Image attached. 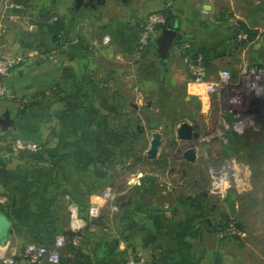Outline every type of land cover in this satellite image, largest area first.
Returning <instances> with one entry per match:
<instances>
[{"label":"crops","instance_id":"0c3cea01","mask_svg":"<svg viewBox=\"0 0 264 264\" xmlns=\"http://www.w3.org/2000/svg\"><path fill=\"white\" fill-rule=\"evenodd\" d=\"M27 2L26 21L11 26L0 43V54L27 55L4 79L8 92L0 98V194L8 199L0 208V256L15 254L16 264H29L20 257L26 243L50 245L59 234L68 237L70 204L87 219V207L100 201L102 188L117 183L113 164L124 158L121 151L134 149L136 128L140 133L135 102L187 87L189 74L172 32L160 29L153 51L138 54L140 25L149 12L169 7L171 31L207 48V79L225 69L236 80L242 67L264 74V0H106L79 12L63 38L38 23L45 13L49 21H69L74 0ZM223 13L230 17L224 20ZM230 18L243 23L251 38L236 40ZM104 35L108 43L102 41ZM260 87L244 93L253 94L249 111L264 118V79ZM216 100L207 103L208 113L217 114ZM130 131L132 140L125 135ZM251 133L247 137L254 145ZM262 133L259 145L264 147ZM15 139L31 140L40 148L11 152ZM256 164L263 168L264 158ZM126 175L130 187L129 180L135 184L140 173ZM199 194L193 189L165 203V193L139 202L129 192L127 201L87 220L76 251L67 242L58 264H122L130 256L141 264H256L242 252L244 245L235 244L239 241L214 231L216 211ZM227 207L232 216L238 213L233 202Z\"/></svg>","mask_w":264,"mask_h":264},{"label":"rangeland","instance_id":"374dc122","mask_svg":"<svg viewBox=\"0 0 264 264\" xmlns=\"http://www.w3.org/2000/svg\"><path fill=\"white\" fill-rule=\"evenodd\" d=\"M6 35L7 33L0 39V43L5 40ZM257 70L259 69L257 68ZM181 86L177 90L165 91L161 95H153L150 98L135 102L140 108L135 114V121L140 129V137L131 154L119 158L113 164L115 165L113 178L119 176V179H115L117 183H114L119 191L115 203L119 200L127 201L128 197L125 195H128L129 192L133 197H139L142 201L149 195L157 196L165 193L161 199L165 200L166 203L172 201L173 197L177 198L180 193H192V190L196 189L200 193L198 196L202 198L204 194L206 195L209 182L208 167L210 165L217 166L224 157L235 155L243 159L250 168L249 188L241 192L233 187L222 200L208 195H206L207 198H203L206 200V205L211 206L216 211V215L225 212L230 215L232 220L241 224V241L235 244L237 246L244 245L242 252L247 253L253 262L264 264V167L258 168L256 164L257 158H264V147L260 146L261 133H264V129H262L264 128V119L263 121L260 119L263 127L257 133L253 134L246 129L243 135L239 136L240 139L239 134L232 129V119L225 117L228 130L220 136L225 138V142L217 136L210 138L214 128H218L216 114L213 113L211 116L207 112L206 100L194 94L191 85L187 84V87L185 85L184 88ZM179 93L180 95H178ZM251 94L249 92L245 96L246 99L245 97L240 98L241 103L238 107L240 110L242 109V112L249 111L254 106V104L250 105L253 95ZM183 95L187 99H182ZM222 107V105H216L217 110ZM125 109H130L132 112V106L129 104L125 105ZM206 118H210L208 122H206ZM181 121H190L196 124L195 131L199 134V138L188 141V143L178 141L175 146L171 143V138L174 137L175 128ZM153 131H158L161 134V144L157 156L150 159L146 157L145 151ZM250 133L254 145L250 144L251 140L247 137ZM243 141L244 146L241 144ZM257 144L258 147H256ZM189 145L194 146L197 151V158L193 163L183 162L177 151ZM116 172L118 175L115 174ZM128 172L140 173L138 182L131 183L132 186L130 187L125 184L126 180L124 179L127 178ZM150 176L154 178L152 184L146 180ZM229 201L237 205L238 213L234 216L228 211ZM255 252L262 255V262L255 260Z\"/></svg>","mask_w":264,"mask_h":264},{"label":"built area","instance_id":"2783aa9c","mask_svg":"<svg viewBox=\"0 0 264 264\" xmlns=\"http://www.w3.org/2000/svg\"><path fill=\"white\" fill-rule=\"evenodd\" d=\"M209 1V0H205ZM27 0H0V39L7 33L11 26L17 25L26 21L28 15ZM234 38L238 41H247L248 35L242 30L237 33V21L230 18ZM166 22L165 16L158 11L149 12L142 24L140 25V35L137 42V52L141 57L148 54L154 49L157 36L158 26L164 25ZM164 28V27H163ZM162 29V28H161ZM110 40L108 35H104L102 41L108 43ZM190 38L187 36L179 37L180 42L177 46L178 52L181 53L189 46ZM27 57L24 52L0 54V98L6 96L8 88L4 83V79L13 71L14 67L22 63ZM51 57V56H50ZM189 74L188 84L192 86L193 93L198 97L204 98L206 102H214L213 98H217L216 102L222 108L218 109L216 114L218 128L212 133L210 138L217 136L225 142V138L220 137L221 134L228 130L225 117L232 119V129L237 134H243L244 130L251 128L253 131H258L262 127L261 118L263 113L256 111L240 110L241 97H245L244 92L261 91L260 84L263 77V72L251 67H242L238 79H233L228 70H220L215 79H207V69L202 62L201 57L192 60L188 56H181ZM238 92V93H237ZM241 93V94H240ZM226 94V96H224ZM229 94V96H227ZM259 105L260 102H254ZM260 106V105H259ZM263 112V111H262ZM212 116L213 113L211 112ZM210 119V118H209ZM261 119V120H260ZM221 127V129H219ZM217 129V130H216ZM219 129V130H218ZM222 131V132H221ZM224 135V134H223ZM40 148V145L31 140L15 139L9 149L11 152H35ZM208 187L206 195L224 199L231 188L237 191L244 192L249 188L251 179V171L248 164L241 158L235 155L224 157L222 162L217 166L208 167ZM129 183H133L130 179ZM119 191L113 184H106L100 193V201L91 203L87 207V219L78 215L75 205H69V229L71 237L59 234L55 237L50 245H43L35 242L26 243L20 252V257L29 264H41L47 262L57 264L61 258V251L67 242L74 246L79 244V239L83 234L87 220L91 221L98 219L103 214V211L112 206L118 199ZM7 196L0 194V208L7 204ZM221 235H241V230L237 229L234 221H230L226 230ZM4 244L0 241V251L3 250ZM142 260L129 257L125 264H141ZM0 264H16L15 254H6L0 256Z\"/></svg>","mask_w":264,"mask_h":264},{"label":"trees","instance_id":"16d2710c","mask_svg":"<svg viewBox=\"0 0 264 264\" xmlns=\"http://www.w3.org/2000/svg\"><path fill=\"white\" fill-rule=\"evenodd\" d=\"M156 11L162 13L166 19L165 24L162 26H158L157 30H160L163 27H167V28L172 30V28H173V14H172L170 8L164 7L163 9L156 10ZM228 17H230V15L226 14V13H223L221 15V18H224V20H227ZM49 18H50L49 14H47V13L43 14L41 17V21L38 23V25H39V27L46 28L48 30V32H50L52 35H55L57 38L65 37L68 34V31L70 30L69 26L74 25V21L71 22V20L64 22L62 19L57 18L55 20L49 21ZM230 28L232 29V26ZM239 30H242L245 33H247L248 39L251 38V36H252L251 31L243 23L237 21L236 30H234V31L237 33ZM231 31L233 32V30H231ZM173 40H174L173 46H179L180 42L178 41V38L173 37ZM241 42L244 43L245 41H241ZM152 51H153V49L151 51H149L148 53H150ZM181 56H188L192 60L196 59L197 57H201L202 62L205 65V67L208 66L209 56H208L207 48L204 45H197L191 38L189 40V46L185 50H183V52L181 53ZM125 135L130 136V139L132 140V132L131 131L129 133H125ZM239 136H242V134L238 135V137ZM139 137H140V133H139L138 129L136 128L133 138L137 142L139 140ZM121 138H122V136H121ZM130 154H131V152L128 153V151H121L120 157H125V156H128ZM146 180L152 184L154 181V178L150 176V177H147ZM139 202H142V200H139ZM229 216L230 215H227L225 212L224 213L222 212L219 215L214 216L215 219L213 220V222H214L213 227H214V231L216 233L224 232L226 230L228 224L230 223V221H234L237 229L242 230L241 224L236 220H232ZM81 236H83V234ZM69 237H71V233L68 234V238ZM222 238L234 240V241H240V236H236V235L224 234V235H222ZM69 245L71 246V249L76 251V249H77L76 246L72 245L71 243H69ZM62 255H63V253L61 251V258H60V261L58 263L62 262V260H63ZM125 262L126 261H123L122 264H125Z\"/></svg>","mask_w":264,"mask_h":264},{"label":"water","instance_id":"95a60500","mask_svg":"<svg viewBox=\"0 0 264 264\" xmlns=\"http://www.w3.org/2000/svg\"><path fill=\"white\" fill-rule=\"evenodd\" d=\"M106 0H74L72 5L69 8L71 13V22L74 21L76 15L83 11L84 9H92L98 8L99 6L103 5ZM121 2H127L129 0H120ZM169 31L172 32V38L176 37L179 38L171 29L164 27L162 31ZM156 43L159 42L158 38L155 40ZM254 103V102H253ZM264 110V103L262 104ZM197 125L190 122V121H181L177 124L174 137L171 138V143L173 145H177L178 141H191L193 139L199 138V134L195 131ZM161 144V134L158 131H153L150 135L149 145L145 151V155L147 158H155L158 154L159 148ZM179 153V157L186 162L193 163L197 158V151L194 146H187L183 149L177 150ZM22 154V153H20Z\"/></svg>","mask_w":264,"mask_h":264},{"label":"flooded vegetation","instance_id":"af4514ba","mask_svg":"<svg viewBox=\"0 0 264 264\" xmlns=\"http://www.w3.org/2000/svg\"><path fill=\"white\" fill-rule=\"evenodd\" d=\"M263 119V118H262ZM186 143H188V142H186ZM189 146H191V145H189ZM185 148V147H184ZM188 163H190V162H188Z\"/></svg>","mask_w":264,"mask_h":264}]
</instances>
